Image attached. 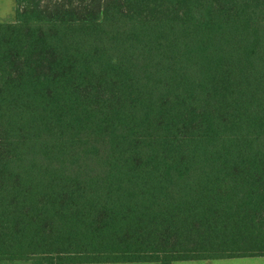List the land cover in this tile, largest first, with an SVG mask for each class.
Listing matches in <instances>:
<instances>
[{
	"label": "trees",
	"instance_id": "16d2710c",
	"mask_svg": "<svg viewBox=\"0 0 264 264\" xmlns=\"http://www.w3.org/2000/svg\"><path fill=\"white\" fill-rule=\"evenodd\" d=\"M14 3L0 261L264 256V0Z\"/></svg>",
	"mask_w": 264,
	"mask_h": 264
},
{
	"label": "rangeland",
	"instance_id": "374dc122",
	"mask_svg": "<svg viewBox=\"0 0 264 264\" xmlns=\"http://www.w3.org/2000/svg\"><path fill=\"white\" fill-rule=\"evenodd\" d=\"M15 16L14 0H0V23L12 22ZM0 264H46V260L35 261H0ZM86 264H117V263H86ZM142 264H156V263H142ZM175 264H264V256L244 257V258H230L218 260H193L182 261Z\"/></svg>",
	"mask_w": 264,
	"mask_h": 264
},
{
	"label": "crops",
	"instance_id": "0c3cea01",
	"mask_svg": "<svg viewBox=\"0 0 264 264\" xmlns=\"http://www.w3.org/2000/svg\"><path fill=\"white\" fill-rule=\"evenodd\" d=\"M204 261H207V260H204ZM208 261H210V260H208ZM180 262H182V261H180ZM142 263H146V262H140V263H117V264H142ZM175 263H177V262H173L172 264H175ZM156 264H158V263H156Z\"/></svg>",
	"mask_w": 264,
	"mask_h": 264
}]
</instances>
